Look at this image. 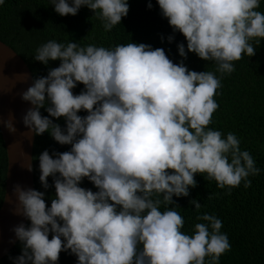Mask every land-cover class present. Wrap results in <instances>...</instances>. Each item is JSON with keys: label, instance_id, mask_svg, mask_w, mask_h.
I'll list each match as a JSON object with an SVG mask.
<instances>
[{"label": "clouds", "instance_id": "clouds-1", "mask_svg": "<svg viewBox=\"0 0 264 264\" xmlns=\"http://www.w3.org/2000/svg\"><path fill=\"white\" fill-rule=\"evenodd\" d=\"M157 2L173 31L187 41V52L184 43L178 44L179 55L186 59L194 52L214 61L221 74L233 72V62L242 54L254 56L250 41L264 38L259 0ZM50 3L61 16L76 15L87 6L104 21L106 31L129 11L127 0ZM173 39L168 36L169 42ZM33 59L46 66L60 63L47 75L32 76L20 94L31 105L22 122L31 137L48 132L70 149L44 150L38 157L45 190L53 178L50 207L44 191L19 183L12 188L14 213L30 221L12 229L22 245L14 264H57L60 253L69 250L77 264H205V257L218 264L231 247L220 231L221 220L204 213L197 219L206 223H196L188 235L181 231L183 217L160 206L175 204L173 196L187 197L197 185V173H206L219 188L238 187L241 181L248 188V177L260 173L235 134L222 138L220 131L207 127L218 108L213 97L220 79L211 71L189 70L183 61L173 63L163 48L135 42L105 48L49 40ZM78 83L84 88L74 94ZM82 110L87 115H78ZM61 117L64 127L52 119ZM14 121L10 113L0 123L15 133ZM26 168L32 171V163ZM85 177L97 191L80 186ZM190 203L197 211L202 207L196 199Z\"/></svg>", "mask_w": 264, "mask_h": 264}, {"label": "trees", "instance_id": "trees-1", "mask_svg": "<svg viewBox=\"0 0 264 264\" xmlns=\"http://www.w3.org/2000/svg\"><path fill=\"white\" fill-rule=\"evenodd\" d=\"M150 2L151 8L148 7L149 0H127V16L106 31L104 21L87 6H81L76 15L61 16L54 10L50 0H4L0 5V40L22 57L32 76L47 75L49 68L59 66V60L49 61L46 66L33 59L36 49L49 40L65 45L76 42L81 47L91 44L105 48L131 42L144 43L153 49L163 48L173 63L183 61L189 70L213 72L220 79L221 87L213 97L218 108L207 127L220 131L222 138H226L229 132L235 134L241 150L250 153L260 173L248 177L251 180L248 188L244 187V181L238 187L219 188L215 180L207 179L206 173H197L194 177L197 185L189 188V195L173 196L175 204H161L160 210L169 207L177 211L184 219L181 231L188 235L194 234L196 223H206L198 220V216L208 213L220 219V231L227 234L231 247L220 256L218 264H264V38L250 41L255 47L254 56L242 54V59L233 62V72L221 74L214 61H205L194 52H188L186 59L179 55L180 43H184L187 52L185 37L179 31H173L168 19L162 15L157 0ZM256 10L264 13V0H259V8ZM170 35L174 37L171 42L168 40ZM256 40H260V43L257 44ZM83 88L84 85L78 83L72 91L79 94ZM41 112L47 115L43 108ZM78 115L85 116L87 112L82 110ZM52 119L61 127L65 126L63 117ZM69 149L70 145H60L48 132L34 136V189L45 192L44 199L49 207L55 196L53 178H48L50 187L45 190L39 180L38 157L44 150L52 154L54 151ZM6 165V150L0 135V203ZM80 186L92 191L98 190L86 177ZM159 198L162 199V194ZM192 199L202 205L199 211L190 203ZM29 225L27 219L25 226ZM21 250V242L17 240L9 252L0 258V264H14L12 258L19 256ZM210 260V257H205V264H209ZM77 261L78 258L70 250L62 251L57 264H77Z\"/></svg>", "mask_w": 264, "mask_h": 264}, {"label": "water", "instance_id": "water-1", "mask_svg": "<svg viewBox=\"0 0 264 264\" xmlns=\"http://www.w3.org/2000/svg\"><path fill=\"white\" fill-rule=\"evenodd\" d=\"M27 73V78L23 74ZM32 73L26 62L9 45L0 40V121L15 115L16 132L10 133L0 123V135L6 150V172L4 191L0 203V258L6 255L17 242L15 225L26 224L27 218L16 215V196L12 191L15 184L34 188L32 152L34 136L22 122V116L31 105L21 99V93L31 84ZM32 163V171L27 164Z\"/></svg>", "mask_w": 264, "mask_h": 264}]
</instances>
